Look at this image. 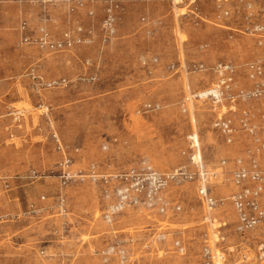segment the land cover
Instances as JSON below:
<instances>
[{
	"label": "rangeland",
	"instance_id": "rangeland-1",
	"mask_svg": "<svg viewBox=\"0 0 264 264\" xmlns=\"http://www.w3.org/2000/svg\"><path fill=\"white\" fill-rule=\"evenodd\" d=\"M110 1L112 32L102 27ZM4 2L0 264L217 262L203 255L207 245L221 264H264V224L237 233L228 200L236 158L264 169V95L227 106L203 94L228 77L233 94L264 81V31L252 30L264 25V0ZM252 64L262 71L255 78ZM221 120L230 121L231 142ZM190 135L207 167L227 161L211 188L219 204L209 209L195 181L173 179L152 208L127 206L107 221L115 183L102 177L142 162L160 173L194 171Z\"/></svg>",
	"mask_w": 264,
	"mask_h": 264
},
{
	"label": "built area",
	"instance_id": "built-area-1",
	"mask_svg": "<svg viewBox=\"0 0 264 264\" xmlns=\"http://www.w3.org/2000/svg\"><path fill=\"white\" fill-rule=\"evenodd\" d=\"M65 1V0H61ZM67 1V0H66ZM117 5L110 1L105 6V17L102 21V27L105 31H115L114 8ZM264 12V8L262 9ZM253 31H264V25H256ZM49 48L63 47V43L55 42L47 44L46 40L41 41ZM72 41L65 39L64 45L70 46ZM249 77L255 78L262 73L260 65H250ZM221 73V72H220ZM231 78L220 79L219 85L216 84L205 90L203 93L211 102L227 101L228 105H233L237 99H247L250 97H260L264 95V81L256 83L255 87L246 94H233L231 92V84L229 83ZM63 82L62 80H56L50 82L49 85H54ZM196 95V94H195ZM192 95L186 96L187 100H190ZM231 107V106H230ZM229 107V109H230ZM245 118L242 121H246L249 117L248 113H245ZM262 122L264 125V113L262 115ZM247 126V123L243 124ZM217 127L221 132L226 135V141H232V128L229 120H221L217 123ZM250 133H254L253 127H246ZM260 147L264 148V143L260 142ZM190 149L192 155L190 161L194 164V171H183L182 169L174 170L169 173H160L153 169L148 163L142 162L139 167H133L126 171H116L108 176H103L102 179L105 183H115L114 191L112 195L115 198V202L109 205L104 213V218L111 222L113 218L127 206H137L145 204L152 208L155 202L160 199L162 191L166 188L170 180L185 179L195 181L196 191L199 199L208 207L212 209L219 204V201L212 196L211 188L214 180L224 173V168L227 164L226 160H221L219 166L215 168H209L204 163L200 156L199 144L196 135L189 136ZM230 181L236 187V190L228 197V200L232 203L234 209L237 212V223L234 227L235 231L239 234H244L248 231L255 229L256 227L264 224V208L261 207L259 199L264 191V169H261L256 159L251 160L249 167L243 164L241 157L234 160V168L230 170ZM174 210H180L179 205L173 206ZM166 209L162 206L160 211L164 212ZM216 241L221 239L220 231H216ZM263 249V247H262ZM203 255L209 257L208 259L215 258L217 262L204 261L203 264H221L219 263V253L214 252L212 248L207 245L203 248ZM264 256V250L261 252Z\"/></svg>",
	"mask_w": 264,
	"mask_h": 264
},
{
	"label": "crops",
	"instance_id": "crops-1",
	"mask_svg": "<svg viewBox=\"0 0 264 264\" xmlns=\"http://www.w3.org/2000/svg\"><path fill=\"white\" fill-rule=\"evenodd\" d=\"M9 1H10V0H7V1L5 0V2H4V5H3V6H5L6 9H8L9 6H11V4H12V5H17L16 3H14V2H9ZM1 33H3V31H0V36H1ZM18 33H19V32L17 31L16 34H18Z\"/></svg>",
	"mask_w": 264,
	"mask_h": 264
}]
</instances>
